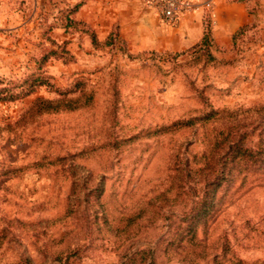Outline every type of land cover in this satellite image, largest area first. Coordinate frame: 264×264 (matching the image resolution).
<instances>
[{
    "label": "rangeland",
    "instance_id": "rangeland-1",
    "mask_svg": "<svg viewBox=\"0 0 264 264\" xmlns=\"http://www.w3.org/2000/svg\"><path fill=\"white\" fill-rule=\"evenodd\" d=\"M105 3L0 0V264H264V48Z\"/></svg>",
    "mask_w": 264,
    "mask_h": 264
},
{
    "label": "crops",
    "instance_id": "crops-1",
    "mask_svg": "<svg viewBox=\"0 0 264 264\" xmlns=\"http://www.w3.org/2000/svg\"><path fill=\"white\" fill-rule=\"evenodd\" d=\"M105 1L104 6L108 8L109 22L111 24L118 22L122 30L126 29L127 23L134 24L135 27L138 23H143V18L139 20L138 12L140 11L143 13L147 10L153 15L143 0ZM210 1L213 7V18L209 32L214 46L221 51H231L232 54H235L233 37L240 29L247 27L251 28L248 31L251 43L246 45L245 50H248V53L259 54L264 48V0ZM155 19L158 21L157 17ZM177 24L179 25L177 33L182 36V43L185 46L201 41L204 37V20H202L200 12H194L188 18L179 20ZM250 66V70H252L253 65Z\"/></svg>",
    "mask_w": 264,
    "mask_h": 264
},
{
    "label": "built area",
    "instance_id": "built-area-1",
    "mask_svg": "<svg viewBox=\"0 0 264 264\" xmlns=\"http://www.w3.org/2000/svg\"><path fill=\"white\" fill-rule=\"evenodd\" d=\"M162 25L173 27L182 18L196 12L195 0H143Z\"/></svg>",
    "mask_w": 264,
    "mask_h": 264
},
{
    "label": "trees",
    "instance_id": "trees-1",
    "mask_svg": "<svg viewBox=\"0 0 264 264\" xmlns=\"http://www.w3.org/2000/svg\"><path fill=\"white\" fill-rule=\"evenodd\" d=\"M204 40H206V35L203 38ZM244 136H239L238 141L241 142L243 140ZM224 152V151H223ZM224 154H226L227 158H229V154L230 152L225 151ZM234 154H236V157L238 160H242L245 158L250 157L251 155L254 154V149H250L248 147L245 148H237L236 150H234ZM220 185V184H219Z\"/></svg>",
    "mask_w": 264,
    "mask_h": 264
}]
</instances>
